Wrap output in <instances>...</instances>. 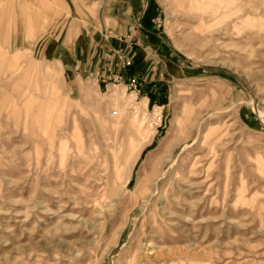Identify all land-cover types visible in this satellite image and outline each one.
<instances>
[{
	"label": "rangeland",
	"instance_id": "374dc122",
	"mask_svg": "<svg viewBox=\"0 0 264 264\" xmlns=\"http://www.w3.org/2000/svg\"><path fill=\"white\" fill-rule=\"evenodd\" d=\"M125 1L0 0V264H264V0H148L142 67L91 76L132 29ZM147 128L122 200L82 210L84 166Z\"/></svg>",
	"mask_w": 264,
	"mask_h": 264
},
{
	"label": "bare ground",
	"instance_id": "6f19581e",
	"mask_svg": "<svg viewBox=\"0 0 264 264\" xmlns=\"http://www.w3.org/2000/svg\"><path fill=\"white\" fill-rule=\"evenodd\" d=\"M145 105H146V103H145ZM159 110H160V107H159ZM156 111H158V109H156ZM145 118H146V113L144 114L143 119H145ZM196 123H197V121L195 120L194 124L192 126L193 128L196 125ZM152 134H153V132L149 128H147L146 132L143 135L141 134L142 135L141 141L137 142L136 144H133V147L130 149V152L127 153V154H129L128 156H123L122 149H120L119 151L118 150H113V151L110 150L111 152L109 154L107 153L104 155H102V152H100V153L97 152L99 150L96 151L97 153H99V155H97V154L94 155L95 158H93V159H95V161L91 159L92 161H90L91 162L90 168L84 166V168L81 170L82 175H84L86 178V181H88L86 183H88V186L91 187V189H92L91 192L85 194V196H84V200L86 201L85 202L86 205L82 208V210L87 211L89 209L88 205L91 202L88 201V198L92 195L97 196V198L93 202L96 203L97 205H99V207H100V205H103V203L105 202L107 197L108 198L114 197L113 202L117 206V203L122 200L125 189L128 188V184H129L131 177H132L133 168L136 165V163L138 162L145 145L147 143H149L153 138ZM187 138H189V136L186 137V139ZM172 142H173V131H172V129H170L169 132L167 133V135L161 140V143L159 144L157 149L148 155L146 160H147V166L149 169L147 171H149L150 173H153V174L155 173V176H149L148 177V181H149L150 185L154 183L155 178L158 176L159 173H161L163 171V168L165 167L166 163L170 160V158H172L174 156L175 149H176L177 145L180 144V142H182V139L181 140L179 139L174 145L172 144ZM106 144L108 145L107 142H106ZM122 146H121V148H123ZM111 147H112V145H111ZM85 152H86V150H85ZM123 152H125V151H123ZM85 156H83V157H85ZM88 157H87V159H89ZM80 158H81V156H80ZM123 158H126V160L123 161ZM87 162H89V160ZM112 179H113V181H111ZM129 191L133 193V190H129ZM129 214H130V212H129ZM162 214H163V212H162ZM109 216H111V214H109ZM124 227H125V225L123 223L122 225H120L117 228V230H113V231L109 232L113 237L112 243L114 245L118 244L120 233L124 229ZM151 248H152V246H151ZM154 253H156V252H154ZM134 260H135V258H134ZM131 263L132 262H130V264Z\"/></svg>",
	"mask_w": 264,
	"mask_h": 264
},
{
	"label": "crops",
	"instance_id": "0c3cea01",
	"mask_svg": "<svg viewBox=\"0 0 264 264\" xmlns=\"http://www.w3.org/2000/svg\"><path fill=\"white\" fill-rule=\"evenodd\" d=\"M125 3L130 5L132 17L135 21L134 24H131L132 29H129L126 33L127 40L119 42L116 49L113 50L111 54L108 52V54L105 55V59H107L105 62H99L100 58L97 57L95 60L96 64L90 68L91 76L97 75L99 78L104 77L108 79L115 73H121V75L127 78V70H119L116 68V62L119 60V57L122 54L131 57L133 64L130 68L134 69L135 73H137L140 67H142V63L144 62L143 59H145L142 58V55L141 57L139 56L141 49L153 48L157 45L155 42H158V39L147 25L150 23L155 25L158 17L151 7L148 8L149 10H144V7L149 4L148 0H126ZM133 41L135 45H140V48L137 50L133 49ZM80 50L79 56L83 57L85 52L80 54Z\"/></svg>",
	"mask_w": 264,
	"mask_h": 264
},
{
	"label": "built area",
	"instance_id": "2783aa9c",
	"mask_svg": "<svg viewBox=\"0 0 264 264\" xmlns=\"http://www.w3.org/2000/svg\"><path fill=\"white\" fill-rule=\"evenodd\" d=\"M139 26H140V24H139ZM132 64H133L132 58L122 54L119 57V60L116 62V68L119 70H126ZM113 77H115V79H122L123 75H121V73H115V74H113ZM134 82H135V79L132 80V83H134Z\"/></svg>",
	"mask_w": 264,
	"mask_h": 264
}]
</instances>
